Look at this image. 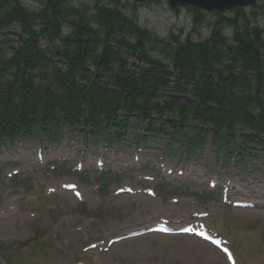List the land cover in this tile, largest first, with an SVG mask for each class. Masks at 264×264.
I'll list each match as a JSON object with an SVG mask.
<instances>
[{
    "label": "trees",
    "instance_id": "16d2710c",
    "mask_svg": "<svg viewBox=\"0 0 264 264\" xmlns=\"http://www.w3.org/2000/svg\"><path fill=\"white\" fill-rule=\"evenodd\" d=\"M137 6L0 0V140L69 123L121 136L135 117L146 138L180 136L194 151L212 135L226 165L262 162L264 6L214 12L205 40L159 36L137 22ZM192 14L194 26L204 23L205 12ZM9 28L22 36L5 34ZM163 92L170 94L162 99Z\"/></svg>",
    "mask_w": 264,
    "mask_h": 264
},
{
    "label": "rangeland",
    "instance_id": "374dc122",
    "mask_svg": "<svg viewBox=\"0 0 264 264\" xmlns=\"http://www.w3.org/2000/svg\"><path fill=\"white\" fill-rule=\"evenodd\" d=\"M42 1L25 3L37 8ZM145 1L137 0L135 18L162 37L192 32L195 40H205L217 18L207 12L204 23L194 26L190 9L175 11L169 0ZM143 124L131 118L125 140L102 131L86 133L92 139L82 142L74 132L58 144L19 138L0 147V264H264V177L224 167L210 137L201 150L183 157L177 148L170 154L165 142L138 143ZM99 158L106 175L96 166ZM79 162L84 172L76 171ZM13 171L19 173L9 176ZM216 178L233 185V202L255 207L226 204L223 193L209 187ZM68 184L76 190L68 191ZM163 218L177 227L204 222L227 240L232 260L194 235L116 239Z\"/></svg>",
    "mask_w": 264,
    "mask_h": 264
},
{
    "label": "water",
    "instance_id": "95a60500",
    "mask_svg": "<svg viewBox=\"0 0 264 264\" xmlns=\"http://www.w3.org/2000/svg\"><path fill=\"white\" fill-rule=\"evenodd\" d=\"M256 3V0H170L172 7L178 6H199L205 10H230L236 6H249Z\"/></svg>",
    "mask_w": 264,
    "mask_h": 264
}]
</instances>
